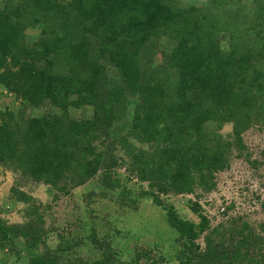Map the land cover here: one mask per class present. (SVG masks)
<instances>
[{"label": "trees", "instance_id": "16d2710c", "mask_svg": "<svg viewBox=\"0 0 264 264\" xmlns=\"http://www.w3.org/2000/svg\"><path fill=\"white\" fill-rule=\"evenodd\" d=\"M253 2L249 27L241 26L237 36L230 26L222 29L229 44L225 49L212 28L198 26L195 8L182 15L173 0H5L0 7V85L35 106L40 99L62 109L89 105L93 115L63 122L50 116L17 120L3 113L0 165L35 182L79 186L107 162L116 163L112 153L119 146L132 151L126 141L134 139L161 147L148 159L142 150L132 152L135 166L128 164L141 182H148L157 204L159 195L190 193L197 183L208 188L207 177L227 167L231 148L242 147L241 134L253 123H264V0ZM36 25H41L39 37L29 43L26 31ZM156 33L174 41L167 61L174 69L172 83L160 69L141 68L140 51ZM108 66L119 70L121 85L108 88ZM127 93L136 102L129 132L120 142L111 126L121 119ZM209 122L231 123L232 141L207 134L203 127ZM199 209L192 205L200 218L197 225L166 209L168 226L193 247L208 226ZM37 221L42 223L40 216ZM40 233L31 223L9 226L0 220V250L15 251L14 239L20 238L28 264H59L57 253L39 252ZM258 240L255 258L245 250L238 264H264V238ZM73 242L58 251L69 253L80 240ZM148 255L136 252L124 264H138ZM198 257L202 264L212 258L207 253ZM189 259L181 263L190 264ZM67 264L107 263L78 259Z\"/></svg>", "mask_w": 264, "mask_h": 264}, {"label": "rangeland", "instance_id": "374dc122", "mask_svg": "<svg viewBox=\"0 0 264 264\" xmlns=\"http://www.w3.org/2000/svg\"><path fill=\"white\" fill-rule=\"evenodd\" d=\"M4 1L0 0V7ZM253 1L173 0V3L182 15L195 8L192 15L198 26L212 28L221 41L220 46L226 49L228 38L222 29L230 26L237 36L241 26L249 27L255 14ZM212 18L218 23H213ZM40 29L41 25L28 29L27 42L36 41ZM173 46L174 41L167 33L154 34L140 51L142 70L160 69V76L167 73L172 83L174 69L167 61ZM105 76L108 88L121 85L118 69L108 66ZM124 98L121 119L111 126V134L118 141L129 132L136 102L128 93ZM38 103L35 106L0 85V117L8 112L17 120L50 116L68 122L89 120L93 115L89 105L62 109L50 100L40 99ZM203 129L207 134H218L223 141L233 139L231 123L209 122ZM126 142L131 143L132 151L127 153L125 147L122 150L119 146L112 153L116 163L107 162V167L79 186L35 182L12 167L0 165V220L9 226L33 224L41 232L39 252L57 253L59 264L78 259L124 264L135 259L139 251H149V255L141 257L138 264H182L188 258L190 264H202L198 255L205 253L212 257L210 264H230V260L231 264H238L245 250L254 255L250 258H255L256 248L260 246L258 238H264V123H253L241 134L242 147L231 148L227 167L215 172L211 179L207 177L208 188L197 183L190 193L159 195L161 205L149 196L148 182H141L135 172L128 170V164L135 166L132 152L142 150L148 159L150 154L158 155L161 147L134 139ZM194 203L199 205V213L206 218L208 226L193 247L168 226L165 216L166 209L172 207L180 219L197 225L200 218L192 212ZM38 216L42 223H38ZM75 238L80 242L69 253L58 251L66 243L73 244ZM14 241L15 251L0 250V264H28L26 251L20 249L22 240Z\"/></svg>", "mask_w": 264, "mask_h": 264}]
</instances>
